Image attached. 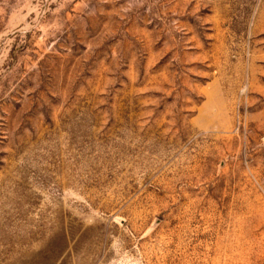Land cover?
I'll return each mask as SVG.
<instances>
[{
    "label": "rangeland",
    "instance_id": "rangeland-1",
    "mask_svg": "<svg viewBox=\"0 0 264 264\" xmlns=\"http://www.w3.org/2000/svg\"><path fill=\"white\" fill-rule=\"evenodd\" d=\"M0 264H264V0H0Z\"/></svg>",
    "mask_w": 264,
    "mask_h": 264
}]
</instances>
